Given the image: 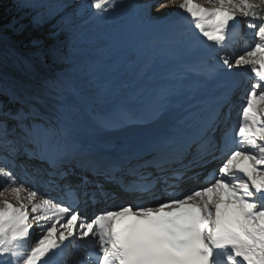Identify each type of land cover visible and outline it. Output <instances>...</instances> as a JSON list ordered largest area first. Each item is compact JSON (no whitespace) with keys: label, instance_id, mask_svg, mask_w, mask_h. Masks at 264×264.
Listing matches in <instances>:
<instances>
[{"label":"snow or ice","instance_id":"snow-or-ice-1","mask_svg":"<svg viewBox=\"0 0 264 264\" xmlns=\"http://www.w3.org/2000/svg\"><path fill=\"white\" fill-rule=\"evenodd\" d=\"M172 3L178 4L200 35L218 50L228 44L238 23L236 13L245 18L247 28L254 31V46L238 55L234 64L227 55L220 59L229 70L250 69L255 83L246 94L242 121L234 135L222 128L224 121L219 112L207 114L194 130L162 138L154 145L155 167L160 173L170 171V177L157 176L152 182L141 176L139 181L121 187L159 200L155 188L161 182L166 191L180 181L199 179L201 173L196 169L220 159L218 171L211 174V180L205 177L207 186L171 196L155 207L124 205L88 220L71 205L25 188L12 171L0 167V197L10 190L19 201L26 193L31 212L36 213L35 227L42 232L29 248L34 230L27 222L29 205L14 206L7 199L0 200V264H56L76 241L81 248L90 242L95 264H264V108L259 107L264 105V0H207L213 7L194 0ZM28 6L37 10L33 23L53 10L67 7L47 0H35ZM116 6V0H90V7L98 12ZM23 29L24 25L13 26L14 32ZM32 45L40 48L41 41L33 40ZM36 55L41 62L49 56L53 60L60 58L56 47ZM21 61L25 74H35L33 64L24 61L15 46H0V67ZM27 87L15 76L0 74V97L21 105L15 111L0 106V150L19 154L18 141L9 140L8 124L13 121V129H20L23 138L33 144V153L49 160L53 175L64 180L68 176L63 170L67 146L58 125L66 114L59 101L63 89H75L70 83L45 81L46 94L57 97V106L46 115L36 104L21 100ZM35 99L39 102V97ZM173 164L178 167L172 168ZM129 174L141 175L135 169H130ZM169 179L173 181L171 185ZM86 181L87 177H81V183ZM89 195L107 200L114 193L98 186Z\"/></svg>","mask_w":264,"mask_h":264},{"label":"rangeland","instance_id":"rangeland-1","mask_svg":"<svg viewBox=\"0 0 264 264\" xmlns=\"http://www.w3.org/2000/svg\"><path fill=\"white\" fill-rule=\"evenodd\" d=\"M47 2L63 3L67 5V7L62 10H53L49 16L46 15V17H44V22L39 27L28 25L26 22L22 23L20 20L26 15L22 11L16 12V19L10 20L7 25V29L12 34H24L25 38L29 39L33 35L40 34L44 31V26L49 24L50 17L57 14L60 16L64 15L63 22L60 25L61 31L59 36L56 35L53 39V43L46 47V50L50 47H56L60 54V58L57 60H53L50 56L47 57L50 62H54L61 66L60 69H57L58 72L54 77L47 78L42 83H39L29 73L25 74V69L18 63L12 64L9 62L8 64L13 73L7 74L21 79L28 86L25 91L32 94V98L28 97V99L37 102L35 97H39L37 108L46 115L52 113L53 109L57 106V97L52 93L46 94L45 81L62 82L72 84L75 90L72 91L67 88L62 90V98L59 101L63 104L61 111H65L69 105L77 107L79 112L83 114L89 123V128L85 129L83 132H89L87 135L93 136V140L103 138V140L109 141L111 137V135H107L110 134L109 132L128 128L127 130L133 129L128 132L129 135L132 134L131 138L126 139L119 135L115 136L114 139L118 141L122 139H124L123 141H130L134 134L138 132H147L148 127L145 126L149 125V123L151 124L157 121L154 124L160 125L161 129L165 130L173 122H178L181 118V114L180 117L174 116L168 119H161V113L152 114L145 119L136 118V114H139L136 112L137 105L142 101L139 100V95H146L147 91L139 94V87L130 82L134 76L135 69L142 64L146 53L144 51V44H139L132 39L135 34L134 32L130 30L127 31L128 33L120 31L121 27L130 28L137 22L136 18L134 19L136 11L127 8L128 5H133V0H116L117 6L114 8L109 7L106 12H98L96 9L91 8L90 0H47ZM84 8H87V11H85ZM139 12L142 24L146 21H150L154 17H158V15L149 17L145 15L146 13L143 10ZM119 15L122 17L120 18ZM122 23H124V25H122ZM128 24L129 26H127ZM20 25H24L23 31L14 32L13 26L18 28ZM112 33H114L116 37L112 35ZM22 42L23 40H20V43ZM30 44L32 45V42ZM37 52L38 51H33L32 55L36 56ZM136 59L137 61L133 62ZM2 73L3 72L0 71V74ZM9 106L12 108L14 103H9ZM259 107L264 108V105H260ZM139 111H141V109H139ZM144 111L145 110H142V112ZM64 120L67 122L64 123L62 127L58 125V128L63 133L62 140L66 143L67 152V150L71 149L69 148V142H71L74 135H80L81 137L87 135L80 132L81 128L75 127L74 123L77 124V122L69 119V116L65 117ZM13 123V121H9L8 124L10 132L9 140L18 141L17 147L19 148V154L10 155L0 150V167L10 171L14 170L18 163H23L28 158L32 159L34 157L35 159H42L39 153H33V144L23 138V133L20 129H13ZM71 146L76 148L72 142ZM67 154L74 155V153L69 154L68 152ZM36 167H38V176L28 183L31 189L24 185L29 179L26 176H24V182L20 181V184L29 190H38L40 193L41 190L49 186L47 182L48 179L51 178L50 171L52 168H50L49 171L48 165L43 162H39ZM74 167L75 166L71 164V172L73 173ZM68 174L70 177L64 179L65 181L69 182L70 179H75L72 177V173ZM112 177L113 176L108 175L104 180L101 179L97 182L105 183L106 178H108L110 182H108L107 185L109 186L105 185L103 189L106 191L111 190L117 187V185L113 184ZM78 178L81 180L79 176ZM117 178L118 175L114 177V180H117ZM52 180H57V178L52 176ZM53 184L55 185L54 182H52V186ZM76 184L75 182V185L72 186V190L77 192L68 196V199L72 201L75 200V202H71L72 206H76L74 209L78 211V206H80L82 201H85L83 198H86V201H88V210H93L95 205L89 202L91 200L89 194L96 188L90 185V183L79 184L80 187H76ZM13 186L15 187L18 185ZM0 190H3V182L0 184ZM63 193L64 192L59 191V194ZM57 196L59 197V195ZM61 197H63V195ZM121 197L124 205L130 203V193H122ZM3 199H7L12 204L15 203L13 204L14 206H18L19 203H25L27 201L25 194H22L20 200L17 201L10 190L5 193V196L0 197V200ZM101 200L102 199H99V201ZM97 211L98 210L94 208L90 215H93L95 212L97 213Z\"/></svg>","mask_w":264,"mask_h":264},{"label":"bare ground","instance_id":"bare-ground-1","mask_svg":"<svg viewBox=\"0 0 264 264\" xmlns=\"http://www.w3.org/2000/svg\"><path fill=\"white\" fill-rule=\"evenodd\" d=\"M133 2H134L133 5H128L127 8L136 11V13L134 14L135 16L134 19L136 18L137 22H135V25H132L130 28L121 27L120 31L127 32L130 30L134 32L135 34L132 37V39L139 44L143 43L144 51L146 53L144 55L145 58L142 61V64H140L135 69L134 76L132 77V81L130 82L131 84H134L139 87L138 89L139 94H141V92L144 93V91H147L146 95L141 94L142 96L141 95H139L140 97L138 96L139 100L142 101H140V103L137 105L136 112H138L139 114L138 115L136 114L137 116L136 118L145 119L148 118V116L150 117V115L157 113L162 114L161 119L162 118L168 119L174 116L180 117V114H181V118L178 120V122H173L165 130H162L160 125L154 124L157 121L151 124L149 123V125L145 126L148 127L147 132L133 131L138 133L134 134L133 138L130 140L131 142H138L144 140L149 134L154 135L157 133H161L163 134L164 137H168L170 136V134H175V131L178 129L185 130L188 126L194 125L197 122L196 119L195 121H193V118H195L197 114L200 113L201 108H204L202 107L204 101H212L221 98L222 91L219 92V90L224 85H228L232 81L238 80L240 77H243L244 80L249 77H252L253 78L252 80L255 81V77L250 72V69L233 68L232 70H229L223 66L222 60L221 63L214 64L213 60L215 57H220V55L221 56L227 55L229 58H231L232 53L227 51V46L224 48L225 52L223 50H218L213 48L210 42H207L200 35L198 30L194 28V24L192 23L191 18L186 13H184L182 10L179 9L178 4L172 3V0H133ZM194 2L201 4L204 7L214 6L213 4L207 3V0H196V1L194 0ZM140 10L145 11L146 13L145 15L149 17H154V15L155 16L158 15V17L157 18L154 17L150 21H146L142 24L139 15ZM236 15L237 18H242L244 19V21H246L245 18L240 16L238 12L236 13ZM121 17L122 16H120V18ZM122 25H124V23H122ZM127 26H129V24ZM245 34L249 38V41L247 42V45L244 48L238 50L240 51L239 53L237 54L235 53L236 54L235 58L238 55H242L244 51L250 46V44H253L252 46H254V43L256 42L254 31L249 30ZM112 35H114V33H112ZM238 40L239 39L234 38L232 32V35L228 41L230 43L228 47L229 48L234 47V45L238 42ZM252 41H254V43ZM136 61L137 59L134 60L133 62ZM224 75L231 76V78L227 80L226 83H221L219 81V77ZM201 76L204 77L205 79L203 82H200L199 80ZM239 92H243V90L239 89ZM244 97L245 95L239 97L237 100H239V102L244 100L246 101V98ZM238 105H239L238 103L233 104L232 108L235 109V107ZM139 109H141V111H139ZM142 110L145 111L142 112ZM63 112L66 114L65 117L69 116V119H72L75 122H77V124L74 123V125L75 127L81 128L80 132L82 134H86V135L89 134V132L87 131L83 132L85 129L89 128V123L87 122L83 114L79 112L77 107H73L69 105V107H67ZM241 121H242V114H240V118L238 120L237 125L234 127V130L230 131L227 128L225 130L229 134L234 135ZM66 122L67 121L63 119V123L60 125V127H62V125ZM174 127H177L178 129H174ZM222 128H224L223 125ZM127 129L128 128L126 129L122 128L114 132L113 131L109 132L110 134H107L108 136L111 135L109 141L111 143H120V142L127 143L128 141H123L124 139H122L121 141L114 139L115 136H119V135L123 136V138L126 139L131 138L132 134L129 135L128 132H130V130L133 129L130 130ZM92 137L93 136L90 135L82 136V137L80 135H74L71 142L73 143L74 146H76V148L72 147L71 142H69L70 144L69 148L71 149L67 150V152L69 154L72 153L75 154L76 151L81 149H84V152L92 151L93 149L88 148L89 147L88 142L91 141L92 144L96 145L97 141L98 142L103 141V138H100L98 140H93ZM155 144L145 147L141 155L135 154L136 156L134 159L136 161L141 160V161H145L146 163H149L148 159L154 156ZM101 150H105V148L104 149L101 148ZM107 154L109 153L103 151L100 155L102 162L105 164L104 167L111 166L112 168H117L122 170L124 173L121 176H125L127 173H129L128 169H135L139 173L144 172L143 169L140 168V164L139 166H137L136 162H132L134 160H131V162L128 163L125 162L127 160H122V159L109 160L110 157ZM73 156L74 155L72 154L69 155L68 157H71L73 160L74 159ZM87 160L91 161L92 164L91 169L99 168L95 156L81 155L78 157V161H80V163H83L84 161L86 162ZM81 168H85L84 165H82ZM149 174H150L149 175L150 178L149 177L148 178L152 182H155L156 177L160 176L159 172L156 170H153L152 173ZM14 175L18 178L19 182L20 181L24 182V180L22 179V175L21 176L18 174H14ZM37 176H38V169L31 176V179H36ZM24 185L26 187H29V189H31L30 186H28V183H25ZM72 186L73 185L71 180L65 183L64 190L68 192L67 195L77 192V191L72 192ZM120 190L121 193H119V190L117 191L115 189L111 191L112 193H114V196L109 198V200H113L114 202L106 203V200H104L103 198H94V197L91 198V201H93L94 203L96 199L98 200L102 199L101 200L102 203L103 202L106 203L104 204V206H102L104 209H106L105 211L115 210L120 207L119 204L122 199L121 197L122 192H124L122 187H120ZM52 192L54 193V191ZM24 194L26 197V193ZM43 196L52 198L54 201L57 202H63L66 205H71L72 202V200H69L68 196L66 195L62 198L61 197L57 198L56 196H54V194H48L47 192H45V195ZM167 197L169 198L171 197V195L167 194ZM84 199L85 202L84 201L81 202L82 203L80 205L81 208H79L80 211L79 213L83 217L87 216V214L91 212L90 210L88 211L87 208L88 201H86V198ZM163 201L164 199L160 201L156 199H152L149 203L146 204V206L157 205L159 202H163ZM24 204L29 205L28 212L30 219L27 222L29 224L31 223L34 226L33 235L29 238L28 247L30 248L34 246L36 239L39 238L40 235H42V232L38 227H35L36 221H34L35 219L33 220V217L36 215V213L31 212V206L28 200ZM126 205H130V204H126ZM135 205H139L137 200L135 201L133 206Z\"/></svg>","mask_w":264,"mask_h":264},{"label":"trees","instance_id":"trees-1","mask_svg":"<svg viewBox=\"0 0 264 264\" xmlns=\"http://www.w3.org/2000/svg\"><path fill=\"white\" fill-rule=\"evenodd\" d=\"M35 0H0V46L7 43L9 45L15 46L19 54L23 57L24 61L32 63L34 66L35 74L29 73L34 79L38 82H42L47 78L54 77L57 74L61 66L50 62L48 58H45L43 62L40 61V58L36 55H32L33 51H45L48 45L53 43L54 37L59 36L60 25L63 22L64 15L60 16L59 14L54 15L49 18V24L44 26V31L42 33L33 35L31 38L26 39L24 34H12L8 29L7 25L10 20L16 19V12H24L26 15L20 20L22 23H27L28 25L39 27L43 22V18L38 23H33V16L36 15V9L28 6L29 3H34ZM87 11V8H84ZM86 14V12H85ZM49 16L48 14H46ZM46 15L44 17H46ZM60 16V17H59ZM18 22V21H17ZM20 40H23L20 43ZM33 40L41 41L40 48L33 47L30 43ZM37 52V53H38ZM23 69L25 65L23 61L18 63ZM0 71L6 73H13L10 67L4 66L0 67ZM21 96H28L27 92L21 93ZM0 106H3L5 110L11 109L15 111L20 107L19 103H14V106L11 108L9 102L6 98L0 97Z\"/></svg>","mask_w":264,"mask_h":264}]
</instances>
